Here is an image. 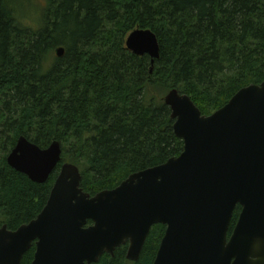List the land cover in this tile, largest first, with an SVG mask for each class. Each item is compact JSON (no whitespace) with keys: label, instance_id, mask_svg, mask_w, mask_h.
I'll return each mask as SVG.
<instances>
[{"label":"trees","instance_id":"obj_1","mask_svg":"<svg viewBox=\"0 0 264 264\" xmlns=\"http://www.w3.org/2000/svg\"><path fill=\"white\" fill-rule=\"evenodd\" d=\"M16 1L0 0V227L10 231L39 215L60 168L44 184L12 170L6 158L19 137L40 149L58 142L61 163L78 168L92 197L182 153L169 91L210 116L264 81V0H43L38 30L18 21ZM135 29L157 39L153 67L125 48ZM57 48L63 57L45 67ZM164 232L150 229L136 263L126 244L97 264H152Z\"/></svg>","mask_w":264,"mask_h":264},{"label":"water","instance_id":"obj_2","mask_svg":"<svg viewBox=\"0 0 264 264\" xmlns=\"http://www.w3.org/2000/svg\"><path fill=\"white\" fill-rule=\"evenodd\" d=\"M125 48L151 67L160 56L150 30L135 29ZM54 54L62 58L64 49ZM163 101L182 153L92 197L80 188L78 168L61 163L58 142L40 149L19 137L6 158L12 170L44 184L60 168L33 221L0 227V264H21L33 246L31 264H97L126 244V261L136 263L154 225L165 232L152 264H264V81L210 116L176 89Z\"/></svg>","mask_w":264,"mask_h":264},{"label":"rangeland","instance_id":"obj_3","mask_svg":"<svg viewBox=\"0 0 264 264\" xmlns=\"http://www.w3.org/2000/svg\"><path fill=\"white\" fill-rule=\"evenodd\" d=\"M43 7V0H17L15 4L16 17L26 28L38 30L42 26L40 13ZM54 57V53L49 55L45 67L51 66Z\"/></svg>","mask_w":264,"mask_h":264}]
</instances>
